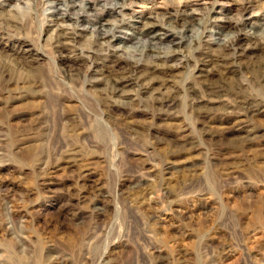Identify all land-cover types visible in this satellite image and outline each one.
Segmentation results:
<instances>
[{"label":"rangeland","instance_id":"374dc122","mask_svg":"<svg viewBox=\"0 0 264 264\" xmlns=\"http://www.w3.org/2000/svg\"><path fill=\"white\" fill-rule=\"evenodd\" d=\"M0 264H264V0H0Z\"/></svg>","mask_w":264,"mask_h":264},{"label":"bare ground","instance_id":"6f19581e","mask_svg":"<svg viewBox=\"0 0 264 264\" xmlns=\"http://www.w3.org/2000/svg\"><path fill=\"white\" fill-rule=\"evenodd\" d=\"M54 6V5H53ZM52 6V7H53ZM82 6H86V5H84V3L83 4H81L80 5V7H82ZM86 8H87V6H86ZM85 8V9H86ZM50 9H54V8H50ZM51 11V10H50ZM61 11V10H60ZM191 11H193V10H191ZM53 13H55V14H57V12H58V10H53L52 11ZM190 13V12H189ZM62 15V14H61ZM187 16V18L189 19V20H193L194 19V14L193 13H191V14H187L186 15ZM63 18V17H62ZM155 20V19H154ZM134 23H136L135 21H134ZM137 24V23H136ZM136 24H134L132 27L133 28H135L136 26ZM158 25H156V24H154V23H152V22H148V23H145L143 26H141V29L140 28H138L137 30H138V32H139V34H144V33H147V32H152L153 31V33H154V29L157 27ZM236 25H234V27H235ZM87 28V27H86ZM92 29V28H91ZM236 29V28H235ZM84 30V29H83ZM69 31V30H68ZM107 31V30H106ZM98 32V31H97ZM104 32V31H103ZM70 34V33H69ZM68 32L66 31V30H62L61 32H60V34H59V37H58V39L60 38V39H64V40H69V38L70 37H67L68 35ZM99 34V37H101V38H104L105 37V33H98ZM71 36V35H70ZM98 36V35H97ZM108 36V35H107ZM163 39H168L169 41L171 40V39H173V37L172 36H170V35H167V34H161V35H159V34H157V33H155V34H152V36H151V40L148 42V44L150 45V46H152V47H155L156 45H157V43L158 42H160L161 40H163ZM250 40L251 38H249V36H247V38H246V40ZM245 40V41H246ZM254 40V39H253ZM256 40V39H255ZM254 40V41H255ZM59 41V40H58ZM70 41V40H69ZM66 42V41H65ZM253 42V41H252ZM259 42V41H258ZM60 44H61V42H60ZM218 47H219V49H220V52H221V55H223V56H228L229 57V53L230 52H236L237 51V49H238V44H239V40H238V37L237 36H235V35H231V36H229V37H227L224 41H220V42H216L215 43ZM146 45V44H145ZM241 46V45H240ZM257 46V45H256ZM261 46V45H260ZM155 48H157V47H155ZM150 49V48H149ZM239 51V50H238ZM129 72V71H128ZM130 73V72H129ZM119 91V90H118ZM165 104V103H164ZM166 105V104H165ZM169 108V107H168ZM132 183V182H131Z\"/></svg>","mask_w":264,"mask_h":264}]
</instances>
